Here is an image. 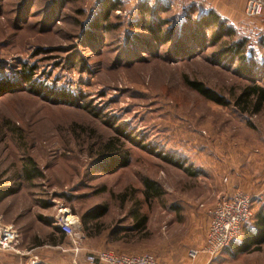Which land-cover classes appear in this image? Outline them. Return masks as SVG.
Masks as SVG:
<instances>
[{
    "label": "rangeland",
    "instance_id": "obj_1",
    "mask_svg": "<svg viewBox=\"0 0 264 264\" xmlns=\"http://www.w3.org/2000/svg\"><path fill=\"white\" fill-rule=\"evenodd\" d=\"M50 1L0 0V185L15 188L0 198V223L19 234H51L58 229L50 216L65 209L84 234L80 217L104 206L100 234H111L132 225L137 201L145 228L127 242L92 240L100 250L149 252L157 264H211L189 250L203 244L215 205L236 190L264 189V105L241 114L230 100L249 78L264 86V13L247 16L244 0H119L93 33L87 27L98 0H59L54 12ZM149 6L156 21L144 22L137 15ZM200 9L217 12L233 34L216 42L215 27L198 25L200 44L183 41ZM150 22L168 41H154ZM241 40L243 63L227 54ZM180 42L191 51L177 53ZM184 77L231 102L205 99ZM27 159L42 174L29 182L21 178ZM145 180L159 195L146 197ZM212 262L264 264V244Z\"/></svg>",
    "mask_w": 264,
    "mask_h": 264
},
{
    "label": "trees",
    "instance_id": "obj_2",
    "mask_svg": "<svg viewBox=\"0 0 264 264\" xmlns=\"http://www.w3.org/2000/svg\"><path fill=\"white\" fill-rule=\"evenodd\" d=\"M50 3H52L51 7H52L53 12L58 10L57 8H59V5H60L59 0H52L50 1ZM56 5H58L57 8L55 7ZM137 5L140 6L141 8L145 6L144 3L142 2H138ZM119 6H120L119 0H98L97 5H96L97 13L95 12L97 15L95 16L97 18H94L93 20L89 21L88 23L89 25L87 29H89L90 31H93V33L97 30L98 31L102 30L103 29L102 23L108 21L110 13H112L115 10H118ZM147 10H148V13H147ZM155 13L156 12L154 11V7L149 6L146 9H142V10L140 9V13H139L140 15H137V17L141 16V19L143 18L144 22L148 21L147 18L150 19V21L151 19H154L156 21ZM198 15L199 16L198 18H196V22H192V23L190 22L189 25L185 26L187 28V38L186 39L184 38L183 41H185L186 43H190L189 45H191L192 43L196 46V45H199L201 42L200 33H198L196 29H193V28H198L197 27L198 25H202L205 28L215 27L216 32L212 34L211 36L213 40L216 42L219 41L220 38L224 35L231 36L233 34L232 28L229 26H225L224 22H227V21H225L224 19H221L220 15L217 12H215L213 9H207V10L200 9L198 11ZM151 23L153 22H150V24ZM150 24L148 25V29L151 32H153L154 35H156V32H154V30L157 29L156 30L157 32L160 30L158 23L154 22L153 23L154 26ZM134 25L136 27L137 26L139 27L138 22H135ZM132 34L135 38L139 37L135 33H132ZM157 35L159 37L155 36L154 41L157 40L155 38L161 39L160 37H162V35H163L164 41H168V39L164 36V34H161L160 32H158ZM176 35L179 37L182 35V32L178 30ZM89 38L91 40L90 36ZM96 38L98 39V37ZM91 41L93 42L94 40H91ZM158 42H160V40H158ZM245 43L246 42L244 40L233 42L232 44L229 45L227 54L232 55L234 59L236 58L240 60L241 63H243L244 61H246V57L244 54ZM176 50H177V53L184 54V52L187 49H184L182 43L180 42ZM190 51L191 50H187V53H189ZM31 73H32L31 71H28V70L25 71V73L23 74L25 82L30 80ZM243 73L246 74V77L247 76L250 77L248 73V69L244 70ZM248 80H249V83L243 85L242 88L240 89V92L232 96V99L230 100L232 101V105L241 114L250 113V114L255 115L261 111L264 105V86L258 83H255L253 78L252 79L249 78ZM183 81L187 87L196 91L200 96L204 97L205 99L214 101L215 103L220 104V105H227L231 102L225 99L223 96L216 93L214 90L206 87L202 82L198 80L189 79L188 77H184ZM46 94L50 95V91L49 90L46 91ZM52 95H55V97H61V95L56 94V93ZM111 147H113V144L108 143L105 146V149H110ZM103 155L105 154L100 153V156H103ZM106 161H110V160H106ZM21 170H22L21 178L27 182L33 181L35 178L42 176L41 172L36 168L34 162H32L29 159H27L25 163H23ZM17 180H18V176L15 179V182ZM145 184L147 187L144 191L146 197H150V195L152 196L159 195L160 191L158 190L156 184H153V182H150L149 180H145ZM14 189L15 188H12L11 186L0 185V198L6 195L12 194L14 192ZM138 208H139V203L136 201L132 210L129 212L130 216L133 218L132 225L128 227H123V228L122 227L114 228L113 230H111V234H108V237L104 239L106 240V243L114 244L116 242H125V241L127 242L130 239L135 237L134 236L135 234H132L134 231L139 232L145 228L147 216L145 214L140 213ZM106 211H107V208L104 206L96 207L95 209L87 211L85 214H83L80 217L82 231L84 232V234H87V235L100 234L101 229H102L100 218L106 213ZM260 224L262 225L263 230H264V219L260 220ZM120 230L124 232L122 234H116ZM263 230L259 234H256L255 237L253 238L250 237L244 240L241 244L237 245L236 252L237 251L250 252V251L259 250L260 245L264 242V231Z\"/></svg>",
    "mask_w": 264,
    "mask_h": 264
},
{
    "label": "built area",
    "instance_id": "obj_3",
    "mask_svg": "<svg viewBox=\"0 0 264 264\" xmlns=\"http://www.w3.org/2000/svg\"><path fill=\"white\" fill-rule=\"evenodd\" d=\"M244 12L249 17L262 15L264 0H244ZM253 198L252 194L236 190L229 197L221 199L211 212L203 244L199 249H190L189 255L194 257L202 253L210 259L228 248L239 235L241 226L253 217ZM50 219L52 225L71 239L74 252L77 253L80 249V238L74 230L75 217L61 212L60 209L55 215L50 216ZM19 238L17 228L11 224L0 223V250H14ZM85 259L89 264H157V258L149 252L120 253L96 250L89 252ZM36 262L31 261L29 264Z\"/></svg>",
    "mask_w": 264,
    "mask_h": 264
},
{
    "label": "crops",
    "instance_id": "obj_4",
    "mask_svg": "<svg viewBox=\"0 0 264 264\" xmlns=\"http://www.w3.org/2000/svg\"><path fill=\"white\" fill-rule=\"evenodd\" d=\"M251 193L254 194L253 217L241 226L239 235L228 248L213 258H207L208 263H214L212 261L221 254L236 255L242 252H236V246L250 237H255L263 230L260 220L264 219V189ZM58 232L52 230L51 234H20L19 245L14 250H0V264H29L31 261H37L36 264H89L86 262V255L89 252L102 249L97 242L92 240L108 237V234H77L80 238V249L76 253L71 239L59 230ZM263 244L264 242L260 245L259 250Z\"/></svg>",
    "mask_w": 264,
    "mask_h": 264
},
{
    "label": "bare ground",
    "instance_id": "obj_5",
    "mask_svg": "<svg viewBox=\"0 0 264 264\" xmlns=\"http://www.w3.org/2000/svg\"><path fill=\"white\" fill-rule=\"evenodd\" d=\"M61 212H64L66 214V210L65 209H61ZM70 217V216H69Z\"/></svg>",
    "mask_w": 264,
    "mask_h": 264
}]
</instances>
